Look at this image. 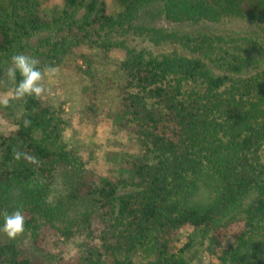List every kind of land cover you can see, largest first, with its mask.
<instances>
[{
    "label": "trees",
    "instance_id": "trees-1",
    "mask_svg": "<svg viewBox=\"0 0 264 264\" xmlns=\"http://www.w3.org/2000/svg\"><path fill=\"white\" fill-rule=\"evenodd\" d=\"M117 3L109 14L103 0H0V67L7 75L10 57L24 54L45 73L39 97L16 98L9 81L17 118L0 104V220L19 211L31 245L53 264H187L175 251L183 232L207 236L215 264H264V0ZM153 17L174 29L145 26ZM225 21L253 31L177 28ZM129 30L199 56L124 52L115 40ZM110 57L113 77L95 75L97 59ZM68 60L80 66L88 113L99 112L97 92H116L101 113L136 151L127 176L94 174L104 155L63 140L66 100L55 98L60 77L50 88L46 73ZM201 185L204 202L194 200ZM0 264L43 263L0 241Z\"/></svg>",
    "mask_w": 264,
    "mask_h": 264
},
{
    "label": "rangeland",
    "instance_id": "rangeland-1",
    "mask_svg": "<svg viewBox=\"0 0 264 264\" xmlns=\"http://www.w3.org/2000/svg\"><path fill=\"white\" fill-rule=\"evenodd\" d=\"M103 1L106 3L107 12L109 14L119 13L120 8L117 0ZM42 8L47 13H51L54 9L53 5L50 3L43 4ZM148 22L150 23H145V26L152 25V27H154L158 24L161 27H165L167 30H172L174 29L173 27H175L165 24L161 17L156 19L153 17L152 19H149ZM177 28L181 32H209L218 35H228L231 33L248 34L253 31L251 27L239 21H225L219 24L187 23L186 25ZM45 34L46 33L36 34L32 37L31 41H37V39ZM145 34H147L146 31H123L117 34L115 43L118 42L120 48L124 52H127L128 50L142 51L146 55L155 57H161L163 54L173 52L188 57L199 56L177 45H155V43L148 41V37ZM115 60L116 59L112 57H110L109 60L98 58L94 65L96 71L95 75H107L113 77L110 68L111 63ZM65 64L66 65L61 71L55 69L51 73H46L47 77L52 76L48 85L50 88L54 87L52 78L55 81L60 77L58 81V93L55 98L56 100H66L67 102L63 103V110L65 112L63 140L79 149L85 147L88 149H94L96 152L95 154L99 157H103L104 155L103 159H99L95 164L90 165L94 174L113 179L127 176L126 160H129L131 156H134L136 151L131 143H129L130 140L117 133L112 127V122L106 120L104 114L101 113L102 110L115 106V101L117 99V96L115 97L116 92L114 90H109L104 94L97 92L96 103H100L97 108L99 112L97 115L96 113H88L86 105L89 102V96L85 94L80 95L78 93L80 92V85L75 81L78 78V74L81 73V70L79 69L80 66L77 67L74 62H70L69 60L65 61ZM260 69L264 71V64L261 65ZM212 70L216 74H222V72L215 68H212ZM255 71L257 70H251L253 73ZM84 73H87V71H84ZM5 100H7V103H4ZM0 104L7 105L5 110L8 114L15 116L16 118L19 116L21 105L19 101L13 97L12 92L10 91L9 79L3 67H0ZM108 151L112 153L106 157V152ZM86 157L87 156L85 155V158ZM262 159L264 160V148ZM68 178V175H64L59 179V192L63 191ZM119 191L123 192L124 189L120 188ZM208 195L209 191L207 188L204 185H201L194 200L204 202ZM0 241H13L22 250L24 255L43 264H53L45 254L36 250L31 245L29 233L27 231H24L20 235L11 239L3 232H0ZM208 246L209 242L207 236L204 237L200 233L183 232V235L176 245L175 251L178 252L179 256L185 259L187 264H215L214 259L211 258L206 251ZM69 252L71 253L73 250L70 249Z\"/></svg>",
    "mask_w": 264,
    "mask_h": 264
},
{
    "label": "clouds",
    "instance_id": "clouds-1",
    "mask_svg": "<svg viewBox=\"0 0 264 264\" xmlns=\"http://www.w3.org/2000/svg\"><path fill=\"white\" fill-rule=\"evenodd\" d=\"M11 67L7 69V77L14 86V96L22 98L25 96L39 97L45 89L41 81L45 75L37 66L35 58L15 54L10 57ZM7 103V100L4 101ZM25 230V220L19 211H14L0 220V232L6 234L10 239L23 233Z\"/></svg>",
    "mask_w": 264,
    "mask_h": 264
}]
</instances>
